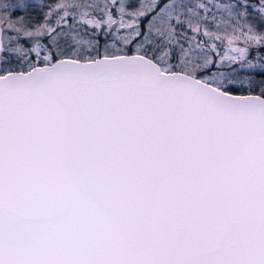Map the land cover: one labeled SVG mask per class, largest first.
Instances as JSON below:
<instances>
[{"label": "snow or ice", "instance_id": "1", "mask_svg": "<svg viewBox=\"0 0 264 264\" xmlns=\"http://www.w3.org/2000/svg\"><path fill=\"white\" fill-rule=\"evenodd\" d=\"M0 264H264V0H0Z\"/></svg>", "mask_w": 264, "mask_h": 264}]
</instances>
